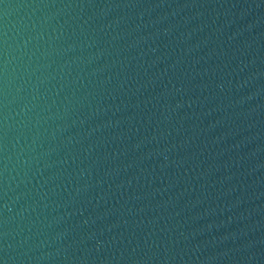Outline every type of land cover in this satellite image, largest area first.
I'll return each mask as SVG.
<instances>
[{
  "label": "water",
  "instance_id": "obj_1",
  "mask_svg": "<svg viewBox=\"0 0 264 264\" xmlns=\"http://www.w3.org/2000/svg\"><path fill=\"white\" fill-rule=\"evenodd\" d=\"M0 264H264V0H0Z\"/></svg>",
  "mask_w": 264,
  "mask_h": 264
}]
</instances>
